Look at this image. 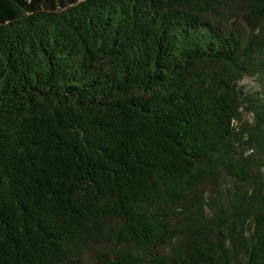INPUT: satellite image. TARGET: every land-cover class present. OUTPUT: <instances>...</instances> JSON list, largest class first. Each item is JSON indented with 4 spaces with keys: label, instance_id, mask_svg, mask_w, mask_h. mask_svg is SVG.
<instances>
[{
    "label": "trees",
    "instance_id": "trees-1",
    "mask_svg": "<svg viewBox=\"0 0 264 264\" xmlns=\"http://www.w3.org/2000/svg\"><path fill=\"white\" fill-rule=\"evenodd\" d=\"M262 69L264 0H0V264H264Z\"/></svg>",
    "mask_w": 264,
    "mask_h": 264
},
{
    "label": "rangeland",
    "instance_id": "rangeland-1",
    "mask_svg": "<svg viewBox=\"0 0 264 264\" xmlns=\"http://www.w3.org/2000/svg\"><path fill=\"white\" fill-rule=\"evenodd\" d=\"M244 26V25H243ZM239 90L244 100L240 109L241 123H253V111L251 108L264 105V69L256 74L248 75L238 82ZM248 153H251L249 151Z\"/></svg>",
    "mask_w": 264,
    "mask_h": 264
}]
</instances>
